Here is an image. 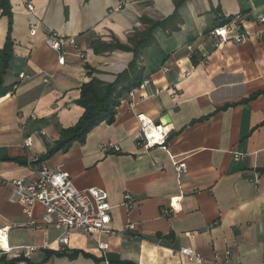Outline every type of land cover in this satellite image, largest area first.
<instances>
[{
  "label": "crops",
  "instance_id": "crops-1",
  "mask_svg": "<svg viewBox=\"0 0 264 264\" xmlns=\"http://www.w3.org/2000/svg\"><path fill=\"white\" fill-rule=\"evenodd\" d=\"M10 4L15 46L5 85L14 89L0 99V158L30 163L81 119L83 84L92 78L114 83L134 60L132 51L96 53L95 44L132 46L136 32L149 22L158 25L154 43L137 60L148 83L122 99L113 124L99 125L84 143L45 162L68 173L81 190L108 192L114 233L72 232L68 246L59 244L64 228L38 229L11 201L10 182L31 178V165L0 160V229L9 227L12 248L7 259L108 264L94 260L103 258L99 245L107 244V255L134 264H194L182 248L199 253L202 264H264V93L243 102L264 90V37L221 47L208 37L229 17L251 35L263 30L264 0H33L40 22L35 36L22 0ZM2 12L0 49L8 31ZM49 32L76 40L61 51L64 66L60 53L45 44ZM138 115L156 123L170 117L161 122L169 131L165 145H139ZM110 144L120 151H104ZM237 153L244 157L236 160ZM172 158L187 165L180 179ZM127 193L135 199L132 209L124 204ZM44 212L41 205L33 208L37 224Z\"/></svg>",
  "mask_w": 264,
  "mask_h": 264
},
{
  "label": "built area",
  "instance_id": "built-area-1",
  "mask_svg": "<svg viewBox=\"0 0 264 264\" xmlns=\"http://www.w3.org/2000/svg\"><path fill=\"white\" fill-rule=\"evenodd\" d=\"M22 2L30 15V35L35 36L40 22L35 14L33 0H22ZM258 22L264 27V14L259 17ZM208 37L214 40L215 47L224 46L229 42L240 46L250 41L252 37L257 40L263 39L264 29L255 35H251L243 27V24L237 22V18H235L214 27L209 31ZM45 44L50 49L60 53L58 56V64L64 66L66 59L61 51L67 45L75 46L76 40L74 38H63L54 32H49L45 39ZM20 77L23 78L24 75H20ZM51 78L52 76L45 79V82L48 83ZM143 83L147 84L148 82ZM133 91L129 95L132 96ZM137 118L140 123L139 145L144 150L165 145L169 134L166 126L162 123L157 124L144 115H138ZM25 145L28 147L31 146L32 138H27ZM109 147L115 152L120 151V147L113 144L104 146V151H108ZM164 148L166 149L165 146ZM242 157H244L243 154H235L236 160ZM172 160L178 178L180 179L186 171L187 165L184 161H175L174 158ZM31 167L33 169L31 178H19L10 182L13 189L11 201L19 204L23 208L24 214L31 219V225H35L38 229H43L47 226L64 228L65 230L57 239V242L66 246L69 245L72 232L114 233L112 228V206L109 202V194L107 191L97 187L81 190L75 186L68 173L58 168H49L45 162L31 165ZM124 202L125 206L132 209L135 204V199L131 194L127 193L124 196ZM36 205L43 206L45 210L42 224H37L32 217V210ZM171 208L175 209V204ZM128 228L134 230L135 225L130 223ZM8 234L9 227L0 229V235H3L9 243ZM108 248L109 246L107 244L99 245V249L105 253L104 258L107 256L106 251ZM26 249L34 250L35 248L28 247ZM11 252L12 248L10 250L0 248V257ZM180 254L185 256L190 263L202 264L204 261L199 253L190 248L180 249ZM226 256H230V251H226ZM105 263H108V261L106 260Z\"/></svg>",
  "mask_w": 264,
  "mask_h": 264
},
{
  "label": "trees",
  "instance_id": "trees-1",
  "mask_svg": "<svg viewBox=\"0 0 264 264\" xmlns=\"http://www.w3.org/2000/svg\"><path fill=\"white\" fill-rule=\"evenodd\" d=\"M181 2L177 3V8L181 5ZM0 9L3 11L2 14L8 18V31L6 41L3 48L0 49V99L10 92L13 91L14 86L7 87L5 85V77L10 68V63L14 57V40H13V13L10 0H0ZM232 20L229 17L228 22ZM144 22H146L144 20ZM150 25L145 31L136 32L135 36L132 37L130 45H110L105 46L100 43L95 44V52L104 50H111L113 48L132 51L134 53V60L130 63L129 67L121 73L114 83L106 84L97 78H92L89 82L83 84L80 90V98L77 100V104L84 109L83 116L81 119L72 127L62 129L60 140L50 148L38 161L28 162L18 158H0V160H11L17 161L24 165H37L42 162H46L52 156L59 152H65L70 149L75 143H84L92 130L99 125L105 123L111 125L116 120L117 109L121 104L122 99L127 96L133 90L141 87L144 82L143 70L138 66V57L140 52L154 43L153 30L158 23L149 22ZM264 93L260 91L249 99L243 102H249L255 99L260 94ZM235 105V104H234ZM233 106L231 104L226 105L224 109ZM80 252H75L72 257H76ZM85 257H92L87 253H82ZM98 262L108 261L109 264H134L130 261H123L117 255H107L106 258L95 259ZM21 261H27L26 258L20 256L19 258L7 259L5 255L0 257V264H18Z\"/></svg>",
  "mask_w": 264,
  "mask_h": 264
},
{
  "label": "bare ground",
  "instance_id": "bare-ground-1",
  "mask_svg": "<svg viewBox=\"0 0 264 264\" xmlns=\"http://www.w3.org/2000/svg\"><path fill=\"white\" fill-rule=\"evenodd\" d=\"M0 248H3V250H10L9 243L3 235H0Z\"/></svg>",
  "mask_w": 264,
  "mask_h": 264
},
{
  "label": "water",
  "instance_id": "water-1",
  "mask_svg": "<svg viewBox=\"0 0 264 264\" xmlns=\"http://www.w3.org/2000/svg\"><path fill=\"white\" fill-rule=\"evenodd\" d=\"M162 121H165L168 124L170 123V117L166 115L160 122H157V124H161Z\"/></svg>",
  "mask_w": 264,
  "mask_h": 264
}]
</instances>
